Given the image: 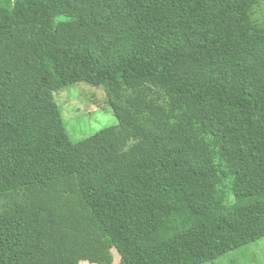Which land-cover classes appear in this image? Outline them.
<instances>
[{
    "label": "trees",
    "instance_id": "16d2710c",
    "mask_svg": "<svg viewBox=\"0 0 264 264\" xmlns=\"http://www.w3.org/2000/svg\"><path fill=\"white\" fill-rule=\"evenodd\" d=\"M256 0L0 7V264H209L264 238ZM117 124L70 140L53 93Z\"/></svg>",
    "mask_w": 264,
    "mask_h": 264
},
{
    "label": "rangeland",
    "instance_id": "374dc122",
    "mask_svg": "<svg viewBox=\"0 0 264 264\" xmlns=\"http://www.w3.org/2000/svg\"><path fill=\"white\" fill-rule=\"evenodd\" d=\"M14 0H0V7H10ZM251 20L264 28V0H256L250 11ZM66 124L69 138L79 142L99 131L113 127L117 121L112 114L108 99L102 88L84 83L73 84L53 93ZM113 252V264L118 263V256ZM79 264H88L80 262ZM209 264H264V238L232 251Z\"/></svg>",
    "mask_w": 264,
    "mask_h": 264
}]
</instances>
